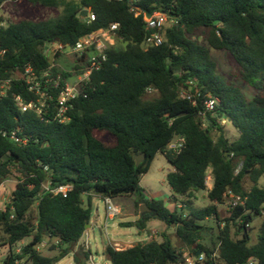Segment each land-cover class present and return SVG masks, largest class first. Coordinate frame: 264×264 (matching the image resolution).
<instances>
[{
  "label": "trees",
  "instance_id": "1",
  "mask_svg": "<svg viewBox=\"0 0 264 264\" xmlns=\"http://www.w3.org/2000/svg\"><path fill=\"white\" fill-rule=\"evenodd\" d=\"M15 1L0 0V7ZM28 2L63 11L54 19H25L0 27L6 49L0 63L1 78L11 77L28 64L37 72L47 70L52 64L46 52L50 45L73 47L82 36L106 29L111 23L120 24L124 46L107 51L108 60L92 75L84 90L86 96L71 102L65 113L67 121L56 117L55 100L45 102L42 116L33 110L21 112L14 94L26 102L37 100L23 81H13L0 102V178L13 169L20 174L10 201L0 207V228L6 236L3 244L11 248L4 264H57L83 238L86 225L91 223L94 199L119 196H136L138 214L142 204L156 212L123 227L143 230L150 219L168 227L174 224L183 246L209 254L211 249L204 242L207 229L213 228L203 222L212 216L219 218L217 204L224 203L228 190L247 196L250 212L242 214L238 209L227 219L219 236L221 258L225 264H244L253 258L264 264V187L258 185L264 175V0H138L134 5L144 13L161 11L178 20L165 30V43L149 49L144 44L147 31L143 17L130 11V0ZM84 9L95 15L94 21H82ZM201 29L206 31L205 44L193 39ZM211 49L228 51L242 79L258 94L247 99L239 87L227 84L218 73ZM61 73L65 79L70 75ZM188 81L201 93L196 106L180 95ZM150 89L154 96L148 98ZM207 95L219 100L217 117L225 118L237 130L236 140H228L211 114L208 126L203 127L200 112ZM17 128L18 135L28 139L24 145L2 135V131L10 133ZM214 130L218 131L216 138ZM106 136L113 141H106ZM178 136L185 137V147L180 153L167 151V145ZM158 153L173 167L166 177L173 198H187L186 217L163 200L147 199L140 185ZM141 154L146 158L137 166L136 156ZM239 165L242 168L235 175ZM209 169L213 187L208 198L212 204L199 209L190 198L194 192L206 190ZM247 175L253 182L248 190L243 185ZM59 187L70 189L55 194ZM34 205L37 215L31 219ZM238 217L242 220L237 227L240 238L232 233L230 224ZM259 217L258 241L251 245L248 232L241 229ZM27 238L31 241L15 252L14 245ZM46 240L52 250L59 249L56 255L38 251L37 246ZM211 243L215 245L214 237ZM104 255L111 264H184L183 252L166 234L161 241H141L124 250L107 245ZM88 257L89 251L81 248L74 254V262L87 264Z\"/></svg>",
  "mask_w": 264,
  "mask_h": 264
},
{
  "label": "built area",
  "instance_id": "2",
  "mask_svg": "<svg viewBox=\"0 0 264 264\" xmlns=\"http://www.w3.org/2000/svg\"><path fill=\"white\" fill-rule=\"evenodd\" d=\"M136 1L138 0H130L129 6L130 11L134 13L135 17H143L145 30L147 31L144 43L145 48L149 49L150 47L163 45L165 43V30L177 24L178 20L176 18H170L166 13L161 11H157L151 15H148L134 5ZM82 20L86 22L94 21L95 15L88 12L86 18L82 17ZM2 26H4L3 22L0 23V27ZM119 29V23H111L106 29H99L82 36L73 47L63 48L61 45L53 44L56 45L54 54L64 53L73 55L78 59L81 67L78 70H74L78 73H74L75 76L73 79H71V81H69L68 78L65 79L61 73L62 71H60V69L57 67L58 65L55 63H52L47 70L39 72H37L31 65L28 64L22 70H15L11 77H0V102L8 95L13 81H23L27 85L28 90L37 96V100L26 102L22 96L14 94L13 100L21 112L33 110L39 116H42L46 106L45 102L47 100H55L56 117L62 122L67 121L68 117L65 113L72 106L71 102L82 95L86 96L84 91L85 87L91 81L92 75L104 67L108 60L107 51L110 48L116 47L117 43L122 40L119 36ZM5 54L6 49L3 47L0 37V63L5 57ZM56 68L59 71L55 72L54 69ZM56 92L57 97L54 98V93ZM149 92L154 91L150 89L148 90V93ZM180 95L182 98L189 100L192 105L196 106L198 97H200L201 93L193 81H188L187 87H183L181 89ZM202 101L204 110L200 112V116L203 121V127L208 126V114H211L212 117H216L218 123L224 126L227 123V120L225 118L217 117L215 111L216 106L220 103L219 100L207 95L206 98L203 97ZM19 131V128L10 133L7 131H2V135L9 137L19 145H24L27 143L28 139L26 137H20L18 135ZM185 145V137L178 136L167 145L166 150L172 151L174 153H180ZM241 168L242 165L236 169L235 175L240 172ZM212 187L213 177L211 174V169H209L206 178V190L210 191ZM69 189L70 187H59L58 189L54 190V193L57 194L61 192L65 194ZM180 197L181 198L177 200L173 198V200L170 201L169 207L174 208L179 212H183L184 217H186L187 213L185 211H187V199L182 196ZM224 198L225 201L223 204H221V206L224 207L225 214L220 215L219 218L213 216L208 218L209 220L211 219L215 222L213 229H215L216 232L214 235H211L215 239V245L212 243L207 245L211 249L209 254L202 249H199L201 251L200 255H196V252L192 251L183 253L182 260L184 264H225L220 255L222 240L219 238V236L226 227L227 219L231 218L233 213H235V211L238 209L242 211V214L249 213L250 211L247 209V196L238 194L233 190H228L225 193ZM102 200L106 207L105 230L107 232V222L115 220L122 214V210L121 207L114 202L113 198L106 197ZM217 205L219 206L220 204ZM261 217H264V208L261 210ZM236 221H239L238 226H241V218H236ZM251 223L252 222L245 223L244 228H242L241 231H247ZM155 234L156 233L148 235L147 238L152 239ZM83 237L84 248L86 251H89L87 264H111V262L106 259L104 253L102 254V259H104V262L97 263L94 254L91 252L90 235L88 234V230H86ZM240 237L241 235L238 238ZM54 243L55 245H58L59 241L55 240ZM199 243L203 244L201 241H199ZM48 244V240L43 241L37 246L38 251L41 248L46 247ZM113 247L116 250H124L118 243H114ZM244 264H260V262L258 259L253 258Z\"/></svg>",
  "mask_w": 264,
  "mask_h": 264
},
{
  "label": "rangeland",
  "instance_id": "3",
  "mask_svg": "<svg viewBox=\"0 0 264 264\" xmlns=\"http://www.w3.org/2000/svg\"><path fill=\"white\" fill-rule=\"evenodd\" d=\"M74 1H79V0H74ZM62 11L63 9L61 7L47 8L41 5H32L31 3L28 2V0H16L15 2H6L0 7V18L3 20L4 25H7L11 22H18L20 20H25V19L33 20V21L54 19L59 17L62 14ZM205 37H206V31L204 29H201L193 36V39L198 41L199 43L205 44ZM116 46L122 48L124 45L120 40ZM55 49H56V45H50L47 48L46 52L49 55V57H51L52 63L58 65L57 67L60 69V71L67 72L70 74L68 76V80L71 81V79H73V77L75 76L74 73H78L74 71V70H78L75 69L74 66L76 63L78 64L79 61L73 55L60 53V55L57 56V54H54ZM211 54L213 59L217 63L218 73L222 76V78L225 80L227 84H232L239 87L242 90V92L245 94L247 99H252L255 95L258 94V90L250 86L242 79L240 68L228 51L211 49ZM148 94H149L148 98L154 96V92H149ZM219 125L223 127L224 134L229 141H234L238 138L239 134L230 122L227 121V123L224 126L221 124ZM217 134L218 131L216 130L212 132L214 138L217 137ZM105 140L111 142L113 141V138L111 136H106ZM172 170L173 167L167 161L166 157L163 154L158 153L155 156L149 171L145 175H143L141 179V184L145 190V194L150 196L160 197L161 199L168 198L171 195V190H170L171 188L167 183L166 177L167 174ZM19 179H20V174L16 172L14 169L12 170L10 175L0 178L1 208H4V206L10 201L12 192L16 188ZM243 185L244 188L247 190L252 187L253 182L251 181L248 175L245 176L243 180ZM258 185L264 187V175L258 180ZM198 193H199L198 196L193 194V197L190 198V200L193 203V206L202 209L212 204L208 196H206L203 193V191H198ZM135 200H136V196H119L117 198H114V202L122 208V213L124 211L123 216H121L122 215L121 214L120 215L121 217H117L114 220L115 223H117L120 220L134 221L136 219V215L134 214V211L136 214H138V210L135 207ZM96 204L100 206L101 210L104 209V203L102 202L101 199H96ZM223 211H225L224 208L220 207V212H222L221 213L222 215L225 214L223 213ZM185 212L187 213V211ZM36 215H37V208L36 205H34L29 213V217L31 219L32 218L34 219ZM261 221H262L261 217L254 219L252 223L249 225L248 230L246 231L250 236L251 245L257 243L258 241ZM156 223L160 225V228L165 227V224L163 222L157 221ZM112 224H113L112 221L108 222L107 224L108 236L106 234L104 221L101 224L102 232L93 228L88 229L89 230L88 234L90 235L91 252L94 254L97 263L104 262V259H102L103 248L105 245L109 244V241L111 242L115 240L128 238V240L132 243L131 244L132 247L136 245L138 242L145 240L147 236L150 235L147 234L146 231L139 230L136 226L126 228ZM203 224L211 225L212 228H214L215 226V222L211 219L205 220ZM230 224L232 227V233H238L236 235V238H238L240 236V233L237 231L239 221H232ZM152 226L153 225L149 224V227ZM163 234H166L168 235V237H170L173 245L180 252L184 253L189 250L188 248L182 245L181 241L176 236V230L174 225L172 227L166 226L164 230H161L160 232H156L153 239L161 241ZM149 240H151V238ZM5 241H6V236L3 234L0 228V264H4V260L11 250L9 245L3 244L5 243ZM30 241L31 238H27L22 242L17 243L16 245H14L13 250L15 252H18V250L20 251V249ZM121 247L123 249L131 248L130 246H121ZM81 248H84V239H81V241L77 245L72 247L71 249L72 252L57 264H70V263L75 264L74 254L77 253ZM39 251L43 255L54 256L59 252V249L52 250L51 245L48 244L46 247L41 248Z\"/></svg>",
  "mask_w": 264,
  "mask_h": 264
},
{
  "label": "crops",
  "instance_id": "4",
  "mask_svg": "<svg viewBox=\"0 0 264 264\" xmlns=\"http://www.w3.org/2000/svg\"><path fill=\"white\" fill-rule=\"evenodd\" d=\"M173 171V170H172ZM140 185H141V187L143 188V186H142V184L140 183ZM144 189V188H143ZM171 190V189H170ZM208 192L209 191H207V190H205V191H203V193L206 195V196H208ZM144 194H145V190H144ZM194 194L196 195V196H198V192H194ZM145 196H146V198L147 199H155V200H163L164 202H165V204H166V206H170V201H172L173 200V193H172V190H171V195L168 197V198H164V199H161L160 197H155V196H150V195H146L145 194ZM181 197H178V199H180ZM96 199H99V198H96ZM96 199H94V210H93V215H92V219H91V223H90V228H93V229H97V230H99L100 232H102V226H101V224H102V222L104 221V223H105V226H106V207H105V204H104V209L103 210H101L100 209V206L98 205V204H96ZM185 199H187V198H185ZM102 200V199H101ZM102 202H103V200H102ZM104 203V202H103ZM195 207V206H194ZM220 207H223V206H221V205H219L218 206V209H219V213H220V215H222L221 213L222 212H220ZM224 208V207H223ZM121 210H122V208H121ZM223 213H224V211H223ZM134 214L136 215V219L134 220V221H126V220H120V221H118L117 223H115L114 222V220L112 221L113 222V224L112 225H117V226H122L124 223H127V222H135V221H137L138 219H139V217H140V213L139 214H136L135 213V211H134ZM124 215V211H123V213H122V215L121 216H123ZM121 216H118V217H121ZM157 221H160V220H158V219H150L148 222H147V224H146V228L145 229H143V230H141V231H146L147 232V234H153V233H156V232H160L161 230H164L165 228H166V225H165V227L164 228H160V225L159 224H157L156 222ZM110 222V221H109ZM161 222V221H160ZM107 224H108V222H107ZM149 224H151V225H153L152 227H149ZM205 225V224H204ZM206 227H208V228H212V226L211 225H208V224H206L205 225ZM123 227V226H122ZM89 228V229H90ZM88 230V229H87ZM140 230V229H139ZM89 231V230H88ZM207 233H208V236H207V240H205V242H204V244H206V245H208V244H211V238L213 237V236H211V235H214L215 234V232H216V230L215 229H211V230H209V229H207ZM106 234H107V236H108V233L106 232ZM148 237V236H147ZM82 239H84V238H82ZM153 239V238H152ZM142 241H149V239L148 238H146L145 240H142ZM141 242V241H140ZM114 243H118V244H120L121 246H130L131 247V242L128 240V238H125V239H121V240H115V241H109V244H107V245H112L113 246V244ZM139 243V242H138ZM107 245H105L104 246V248H103V253H104V250H105V248L107 247ZM190 250H188V251H186V252H189ZM185 253V252H184ZM70 264H73V263H70Z\"/></svg>",
  "mask_w": 264,
  "mask_h": 264
},
{
  "label": "water",
  "instance_id": "5",
  "mask_svg": "<svg viewBox=\"0 0 264 264\" xmlns=\"http://www.w3.org/2000/svg\"><path fill=\"white\" fill-rule=\"evenodd\" d=\"M87 14H88V10L87 9H84L82 11V13H81V16L84 17V18H86ZM145 158H146L145 154H141V155L136 156V165L139 166L140 163L143 160H145ZM139 213H140V216H143L145 214H150L151 216H155L156 215V212L153 209H151L147 204H142L140 206ZM90 226H91L90 224H87L86 225V229H89ZM200 253H201V251L199 250V251L196 252V255H200Z\"/></svg>",
  "mask_w": 264,
  "mask_h": 264
}]
</instances>
